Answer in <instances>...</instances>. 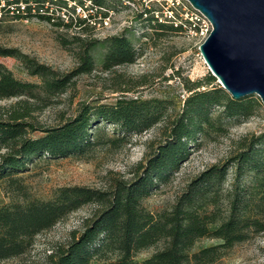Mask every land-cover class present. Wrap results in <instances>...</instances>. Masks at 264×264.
I'll use <instances>...</instances> for the list:
<instances>
[{"label":"trees","instance_id":"trees-1","mask_svg":"<svg viewBox=\"0 0 264 264\" xmlns=\"http://www.w3.org/2000/svg\"><path fill=\"white\" fill-rule=\"evenodd\" d=\"M3 1L7 6L28 5L24 14L12 16L6 11L3 17H38L84 33L91 27L87 19L66 23L45 14V0H0V5ZM92 1L103 7L102 0ZM56 5L68 4L60 0ZM153 12L145 8L138 16H145L157 28L167 27ZM72 43L78 46L80 64L70 73H61L18 49L0 47V58L19 60L27 73L40 81H21L0 62V101L16 99L9 107L0 108V181L12 199L0 207V262L26 255L39 235L88 205L96 206L92 217L68 244L48 257L49 264H216L237 245L264 233V132L242 143L224 163L193 178L170 209L154 214L144 204L190 159L201 138L227 135L222 120L247 119L263 107L254 96L233 99L214 85L217 78L211 74L187 87L191 94L184 107L164 126L163 140L149 144L146 161L133 168L131 179L111 172L106 189L68 186L55 189L47 200L33 196L22 173L37 160L90 161L97 148L118 150L129 143L130 134L140 135L165 120L161 101L121 97L115 105L83 104L74 117L57 126L33 121L36 112L68 92L76 77L95 70L92 52L99 44L108 50L103 61L108 72L136 62L127 30L103 41L74 37ZM72 43L65 41V48L72 51ZM104 124L115 126L113 135ZM204 239L219 243L195 251ZM150 250L154 252L149 258L137 259Z\"/></svg>","mask_w":264,"mask_h":264},{"label":"rangeland","instance_id":"rangeland-1","mask_svg":"<svg viewBox=\"0 0 264 264\" xmlns=\"http://www.w3.org/2000/svg\"><path fill=\"white\" fill-rule=\"evenodd\" d=\"M68 1L67 4H74L73 0ZM102 1L103 8L108 11L103 13L110 18V24L91 26L87 33L79 29L57 27L38 17L0 19V47L18 49L61 73H70L80 64L76 57L78 46L72 43L74 37L103 41L127 30V36L137 53L135 63L119 66L108 72L103 68L108 50L99 44L92 52L95 70L91 74L76 77L68 92L55 99L54 104L36 112L33 121L46 126H57L74 117L83 104L115 105L121 97L161 101L165 120L140 135L130 134L129 143L118 150L97 148L94 159L90 161L75 158L37 160L34 165L29 166L28 171L22 173V177L29 192L40 199H50L54 190L59 187L106 189L107 177L111 172L131 179L133 168L146 161L150 152L149 144L163 140L164 126L184 107L191 94L187 87L212 75L201 55L200 47L206 41L201 33L173 31L169 23H166L167 27L160 29L147 21L145 16L142 19L138 16L148 7L151 10L160 9L155 0ZM76 2L80 4L84 1ZM55 22L58 23L59 20ZM65 41L72 43L69 46L72 51L65 48ZM0 62L19 80L40 82L37 77L27 73L19 60L2 57ZM214 85L222 87L218 79ZM204 89L206 88L200 90ZM14 102L16 99L0 101V108L9 107ZM215 115H218L217 111ZM222 123L228 129L227 135L213 134L210 138H201L193 146L190 159L181 165L167 184L159 185L146 199L144 204L149 211L157 214L170 209L193 178L213 165L224 163L239 151L242 143L253 135L263 133L264 105L250 118L225 119ZM103 126L109 135H113L115 126ZM11 200L5 184L0 181V207ZM95 209L94 205L82 208L51 231L39 235L34 248L26 255L0 264H49L48 257L68 244L74 233L83 230L85 222L92 217ZM217 243V240L204 239L198 243L195 251ZM153 252L154 250H150L142 253L137 259L143 261ZM216 264H264V233L254 235L250 240L237 245Z\"/></svg>","mask_w":264,"mask_h":264},{"label":"water","instance_id":"water-1","mask_svg":"<svg viewBox=\"0 0 264 264\" xmlns=\"http://www.w3.org/2000/svg\"><path fill=\"white\" fill-rule=\"evenodd\" d=\"M212 23L201 55L233 99L264 105V0H188Z\"/></svg>","mask_w":264,"mask_h":264},{"label":"built area","instance_id":"built-area-1","mask_svg":"<svg viewBox=\"0 0 264 264\" xmlns=\"http://www.w3.org/2000/svg\"><path fill=\"white\" fill-rule=\"evenodd\" d=\"M54 1V2H53ZM45 0V14L55 15L64 22L69 23L78 18L87 19L91 26L97 24L109 26L110 18L105 8L96 5L92 0H83V4L65 6L56 5L60 0ZM66 2H69L66 0ZM160 9L154 10L153 14L161 23H169L174 28L181 31H195L201 33L207 39L213 31V25L210 20L199 10L195 9L188 0H155ZM149 8V7H148ZM28 5L21 2L7 6L5 1L0 5V19L3 18L4 12L9 11L10 15L24 14L27 12ZM49 11V12H47ZM36 13V10H33ZM58 13V15H57ZM104 14V15H103Z\"/></svg>","mask_w":264,"mask_h":264}]
</instances>
